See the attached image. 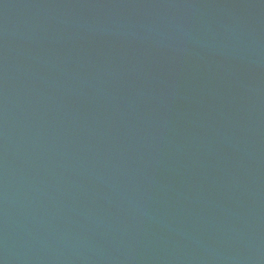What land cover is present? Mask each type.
I'll return each instance as SVG.
<instances>
[{
    "label": "water",
    "instance_id": "95a60500",
    "mask_svg": "<svg viewBox=\"0 0 264 264\" xmlns=\"http://www.w3.org/2000/svg\"><path fill=\"white\" fill-rule=\"evenodd\" d=\"M0 264H264V0H0Z\"/></svg>",
    "mask_w": 264,
    "mask_h": 264
}]
</instances>
